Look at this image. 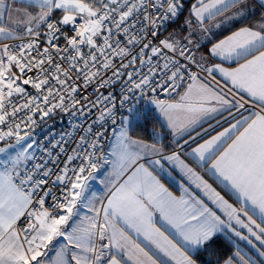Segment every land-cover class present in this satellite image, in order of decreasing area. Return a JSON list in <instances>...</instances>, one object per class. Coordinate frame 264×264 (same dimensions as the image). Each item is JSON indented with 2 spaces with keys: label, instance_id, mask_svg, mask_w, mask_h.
<instances>
[{
  "label": "snow or ice",
  "instance_id": "1",
  "mask_svg": "<svg viewBox=\"0 0 264 264\" xmlns=\"http://www.w3.org/2000/svg\"><path fill=\"white\" fill-rule=\"evenodd\" d=\"M257 4L247 23L249 0H197L187 35L162 36L182 0H0V264H212L202 257L222 237L246 241L259 259L236 247L216 264H264ZM218 16L245 26L197 58L211 39L204 23ZM57 111L92 121L72 154L63 137L53 145L63 161L48 151L27 168L35 149L47 151L32 129ZM149 111L162 122L145 140L133 133ZM102 168L98 195L91 182Z\"/></svg>",
  "mask_w": 264,
  "mask_h": 264
},
{
  "label": "built area",
  "instance_id": "2",
  "mask_svg": "<svg viewBox=\"0 0 264 264\" xmlns=\"http://www.w3.org/2000/svg\"><path fill=\"white\" fill-rule=\"evenodd\" d=\"M183 1L185 0H182V3ZM171 24L172 23L169 24L168 29ZM164 33L165 32H163V34ZM5 42L19 43V41H5ZM60 43L62 44L63 41L61 40ZM193 70L195 71L196 69L193 68ZM92 91H93L92 88H88V94L90 95V98L95 99L94 96H91ZM115 91L117 93L119 92V84L116 85ZM161 98L165 100L171 99V97H168L163 93H161ZM93 112L95 115H98V113H95V110H93ZM91 121H92V116H89L87 119H84L80 117L79 114L73 116V115H69L68 113H61L59 111L54 113L51 118H45L43 121L38 120L37 125L32 129L33 138L39 140L41 142V145H45L47 147V151L45 150L44 147L35 149L36 159L27 162L26 167L30 169L34 163L41 162L42 160L50 159V157L47 154L48 151L53 152V156L59 154V148H54L53 145H55L58 141H61L62 137L63 140L60 146L66 148L68 154H72V150L76 147V144L80 139V136L86 133V127H82V126H86L90 124ZM106 128H108L109 132H108V136L104 141V144L108 146L112 137L110 122L106 125ZM48 141H51V144H48ZM59 158L61 161H63L65 158L64 154H59ZM60 166L61 167L63 166L62 163ZM22 223H27V221L24 218H22Z\"/></svg>",
  "mask_w": 264,
  "mask_h": 264
},
{
  "label": "crops",
  "instance_id": "3",
  "mask_svg": "<svg viewBox=\"0 0 264 264\" xmlns=\"http://www.w3.org/2000/svg\"><path fill=\"white\" fill-rule=\"evenodd\" d=\"M197 0H185L183 1V9L182 12L179 16V18L175 21V23H172L169 27V29L162 35V36H167L170 33H176L178 35H187V30L183 27L185 20L186 19H194V17L190 16V10L192 8L193 4H196ZM249 5H250V10H251V16L247 23H255L256 20L259 18L260 15V9L257 4V0H249ZM14 7L21 8L23 9L25 6L21 3H16ZM31 10V9H30ZM62 15L60 12H56L55 15L53 16V19H57ZM228 13H225V16H227ZM225 16H218L215 18V20H208L204 23V27L208 28L211 30L210 36L211 39L206 42L205 47L201 48L199 52L196 53L197 58H199L200 55H206L207 54V49L211 47L213 43L218 42L221 39H224L228 35H230L233 31H236L239 27L245 26L244 24L241 23H236L234 21H225ZM221 21H225L219 28L215 27L216 24L220 23ZM195 26V25H194ZM206 35L205 33L199 32L197 30V37ZM219 62V61H215ZM225 67H228L229 65L225 64ZM232 67H235L236 65L233 64L231 65ZM219 79V77H217ZM155 116L161 123V118L159 117L158 113L154 112ZM215 123V121H213ZM207 127V124L204 125ZM225 127L227 125H224ZM159 131V130H158ZM213 135L215 132L212 133ZM207 138V137H205ZM202 142V141H201ZM165 143H169V141H165ZM109 146V145H108ZM195 146V145H193ZM27 163V162H26ZM175 175V174H174ZM209 179L210 183H213V186L217 188L218 191H222L221 187L217 184H215L211 178L206 177ZM100 175H98V179L95 181H92V189L97 192L98 195L103 194L106 189L105 185L100 182ZM165 183V186L169 188L170 191H172L174 194H179L177 191L176 186L174 184H170L167 180L162 181ZM222 194H224L222 192ZM226 199H229L230 202L234 203V198H231L226 195ZM233 247L234 251L236 250V247H239L243 252H248L250 255L256 256L257 259H259L258 254L256 253V249L252 248L251 245H248L246 241H239V240H232L229 241L227 238H225Z\"/></svg>",
  "mask_w": 264,
  "mask_h": 264
},
{
  "label": "trees",
  "instance_id": "4",
  "mask_svg": "<svg viewBox=\"0 0 264 264\" xmlns=\"http://www.w3.org/2000/svg\"><path fill=\"white\" fill-rule=\"evenodd\" d=\"M175 23V22H174ZM149 123L147 125H141L140 128L136 129V132H134V135H139L141 138L148 140L150 138L151 132L153 130H160V122L155 116L154 112L149 111ZM215 247V255L212 257H208L207 255H204L202 259L204 261H207L208 259L212 260V264H216L217 258H223L228 255H231L234 252V247L225 239L221 238V242H219Z\"/></svg>",
  "mask_w": 264,
  "mask_h": 264
},
{
  "label": "rangeland",
  "instance_id": "5",
  "mask_svg": "<svg viewBox=\"0 0 264 264\" xmlns=\"http://www.w3.org/2000/svg\"><path fill=\"white\" fill-rule=\"evenodd\" d=\"M150 107H151V106H145L146 110H147L148 108H150ZM156 131H157V130H156ZM113 140H114V137L112 136L109 145L113 142ZM98 175H100V178H101V179L106 175V173H105V171H104L103 168L100 170V172L98 173ZM101 179H99V180H101Z\"/></svg>",
  "mask_w": 264,
  "mask_h": 264
}]
</instances>
